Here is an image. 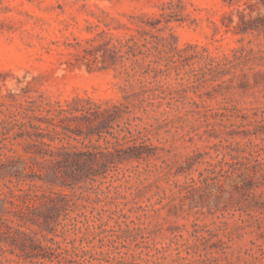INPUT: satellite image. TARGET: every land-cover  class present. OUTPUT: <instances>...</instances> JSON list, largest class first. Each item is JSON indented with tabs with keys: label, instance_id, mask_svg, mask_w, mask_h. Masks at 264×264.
<instances>
[{
	"label": "rangeland",
	"instance_id": "rangeland-1",
	"mask_svg": "<svg viewBox=\"0 0 264 264\" xmlns=\"http://www.w3.org/2000/svg\"><path fill=\"white\" fill-rule=\"evenodd\" d=\"M58 103L119 112L59 122L102 149L36 178L67 194L49 224L0 179V264H264V0H0V121Z\"/></svg>",
	"mask_w": 264,
	"mask_h": 264
},
{
	"label": "trees",
	"instance_id": "trees-1",
	"mask_svg": "<svg viewBox=\"0 0 264 264\" xmlns=\"http://www.w3.org/2000/svg\"><path fill=\"white\" fill-rule=\"evenodd\" d=\"M239 12L241 13V18H243L245 16L243 11ZM258 19L262 20L261 17L250 19L248 25L241 27L240 30L247 31L255 28L258 26L255 21ZM119 43L121 45H129L128 41L123 43L119 40ZM91 103V99L87 100V104L91 105ZM67 105L68 107H64L58 103L57 106L44 107L39 104L34 107H27L22 111L19 108L18 110H9L6 117L0 121V156L4 158V161L0 162V179L5 180L4 185H7L8 182L14 181L13 177L16 178L15 187L7 185L8 189L3 192L5 194L9 193L13 197L10 202L16 207L20 219H34L35 215H37L35 211L43 207H47L46 212L43 209L41 210L44 213L47 224H49L48 215L52 212L59 217L60 203L58 199L66 197L67 194L53 189L38 188L35 181L36 178L58 177L59 172H61L58 171L60 166H65L64 171L68 174L69 169H73L74 166L80 169L85 161L96 160L98 153L101 152L102 147L98 145L93 146L92 150L86 145L87 149L82 150L75 145L53 144V135L60 134L57 129L59 122L70 121L79 117L91 122L94 118L102 117L99 124L109 126L110 121L114 120L115 114L119 112V106L117 105H113V108H107L103 111L100 110V104H95V107L83 106L82 108H76L71 103ZM77 111L81 112V116L74 114ZM30 112L33 114L29 115ZM36 112L40 114L46 112V114L36 116ZM19 114L28 116V120L21 121L18 118ZM89 114H93L94 118L90 117ZM31 118H38L42 122H47L48 125L35 124L31 121ZM51 124L52 126H50ZM111 134L114 133L111 132ZM114 137L117 138V141L119 140L118 135L114 134ZM45 138H49L50 142ZM126 138L127 135H124L123 139ZM13 140L18 141V144L22 146L23 152L18 151L14 147ZM4 149H7V151ZM5 219L15 222V220H11L13 218ZM12 228L11 225H7V230L11 231ZM12 243L17 245L15 241H12ZM55 244L56 246H48L47 248L57 251L56 254L61 256L62 259L69 260L71 258L78 261L76 257L80 256V254L77 251V247L74 246L73 249H70L59 242H55ZM18 246L23 250L26 249L24 244ZM34 256L37 257V255Z\"/></svg>",
	"mask_w": 264,
	"mask_h": 264
}]
</instances>
